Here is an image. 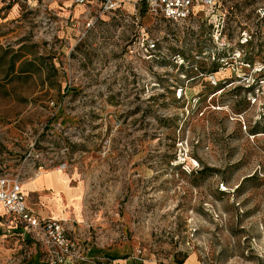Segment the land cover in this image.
<instances>
[{
  "label": "rangeland",
  "instance_id": "rangeland-1",
  "mask_svg": "<svg viewBox=\"0 0 264 264\" xmlns=\"http://www.w3.org/2000/svg\"><path fill=\"white\" fill-rule=\"evenodd\" d=\"M30 1L0 0V174L28 180L35 144L81 187L69 222L131 263L264 264V0L100 14L85 35L69 0ZM143 26L157 49L130 53Z\"/></svg>",
  "mask_w": 264,
  "mask_h": 264
},
{
  "label": "built area",
  "instance_id": "built-area-1",
  "mask_svg": "<svg viewBox=\"0 0 264 264\" xmlns=\"http://www.w3.org/2000/svg\"><path fill=\"white\" fill-rule=\"evenodd\" d=\"M11 0L5 3L9 4ZM71 5L86 7L83 17V35L94 25L100 14H111L119 10L125 3L131 2L135 6L133 20L141 25L140 10L146 9L152 16L162 17L170 22H186L189 18L204 12L210 22L221 7V0H69ZM30 0H19V3L30 6ZM264 16V4L257 10ZM66 20L76 21L68 18ZM68 23V22H67ZM222 34V32H221ZM241 43L249 41L246 33L241 34ZM220 37H214L218 40ZM223 47L226 46L228 35L224 34ZM145 49H154L156 40L149 39L146 27H141L138 37L128 46L133 53L137 45ZM157 49V48H156ZM223 49V48H221ZM217 47L209 48L208 53H215ZM29 156L36 160L34 172L27 179L30 180L46 170L42 162V153L33 144ZM64 166L58 168L63 169ZM23 175V177H22ZM24 174H0V240L5 244L12 240L18 244L15 255L19 257L0 258V264H88L89 244L77 237L70 230L68 224L57 218H41L34 215L27 207V198L23 189ZM27 248V249H26Z\"/></svg>",
  "mask_w": 264,
  "mask_h": 264
},
{
  "label": "crops",
  "instance_id": "crops-1",
  "mask_svg": "<svg viewBox=\"0 0 264 264\" xmlns=\"http://www.w3.org/2000/svg\"><path fill=\"white\" fill-rule=\"evenodd\" d=\"M73 6L75 10H71L66 19L71 17V19L83 20L86 7L82 5ZM134 10V4L128 2L111 14L127 12L132 16ZM23 189L27 198V207L34 215L41 218H57L66 222L74 235L82 238L89 244L88 256L92 258L98 257V259H100L99 264L131 263V255H129L130 245L126 243L123 245H115L107 249L108 251L104 253L102 249H100L105 247L103 244L104 241L102 242L103 247H98L96 242L93 241L95 238L92 235L86 236V230H83L81 226H76V224L69 222L72 216L80 219L79 202L77 198L80 194L81 187L72 185L71 179L66 172H46L44 175H39L26 181ZM32 197L36 201L33 202V199H31ZM16 245L18 246V244ZM10 251H14V249H6L0 243V258L9 255Z\"/></svg>",
  "mask_w": 264,
  "mask_h": 264
},
{
  "label": "trees",
  "instance_id": "trees-1",
  "mask_svg": "<svg viewBox=\"0 0 264 264\" xmlns=\"http://www.w3.org/2000/svg\"><path fill=\"white\" fill-rule=\"evenodd\" d=\"M7 1V0H6ZM11 2L14 4L17 2V4H20L19 3V0H11L9 4H6L7 6H10L11 5ZM132 264H136V263H132ZM180 264H183V262H180Z\"/></svg>",
  "mask_w": 264,
  "mask_h": 264
},
{
  "label": "bare ground",
  "instance_id": "bare-ground-1",
  "mask_svg": "<svg viewBox=\"0 0 264 264\" xmlns=\"http://www.w3.org/2000/svg\"><path fill=\"white\" fill-rule=\"evenodd\" d=\"M58 170H62V169H58ZM46 173V171H43L42 173H40V174H38L37 176H39V175H44ZM36 177V176H35ZM24 184H25V182H24ZM24 184H23V186H24Z\"/></svg>",
  "mask_w": 264,
  "mask_h": 264
}]
</instances>
